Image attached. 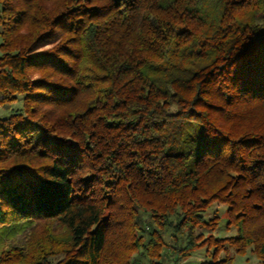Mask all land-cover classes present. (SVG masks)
I'll list each match as a JSON object with an SVG mask.
<instances>
[{
	"label": "trees",
	"instance_id": "obj_1",
	"mask_svg": "<svg viewBox=\"0 0 264 264\" xmlns=\"http://www.w3.org/2000/svg\"><path fill=\"white\" fill-rule=\"evenodd\" d=\"M19 96L0 118V264L211 244L201 264H232L224 242L264 259V0H0V106ZM214 203L228 239L197 234Z\"/></svg>",
	"mask_w": 264,
	"mask_h": 264
},
{
	"label": "rangeland",
	"instance_id": "obj_2",
	"mask_svg": "<svg viewBox=\"0 0 264 264\" xmlns=\"http://www.w3.org/2000/svg\"><path fill=\"white\" fill-rule=\"evenodd\" d=\"M22 107V97H17V100L5 106H0V118L7 117L11 113L20 111ZM226 209L225 205L214 203L206 212L203 213V217L206 221H209L215 217L219 218L218 227L215 230L199 228L197 234H201L202 237L207 238L213 236V239H228L234 236L235 231L233 227H227L226 224ZM165 243L171 244L172 238L170 232H166L163 235ZM207 252V247L204 245L201 248L196 249L190 255L179 257L173 256L171 248L166 252L165 258H163L159 264H201L203 262H210L212 260V252L214 250V244ZM171 254V255H170ZM211 254V255H210ZM134 259L139 264H148L147 259L140 254L134 256ZM215 261H223L225 259H231L232 264H264V259H259L251 248L247 249L243 254H238L236 249L232 247L228 242H224L219 253L214 258Z\"/></svg>",
	"mask_w": 264,
	"mask_h": 264
}]
</instances>
